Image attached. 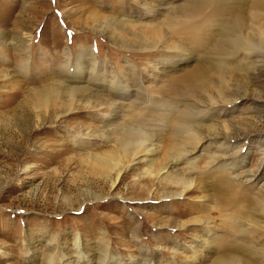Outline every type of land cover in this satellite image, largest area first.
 I'll return each instance as SVG.
<instances>
[{
    "label": "rangeland",
    "instance_id": "1",
    "mask_svg": "<svg viewBox=\"0 0 264 264\" xmlns=\"http://www.w3.org/2000/svg\"><path fill=\"white\" fill-rule=\"evenodd\" d=\"M195 1L0 0V264H264V0Z\"/></svg>",
    "mask_w": 264,
    "mask_h": 264
},
{
    "label": "bare ground",
    "instance_id": "2",
    "mask_svg": "<svg viewBox=\"0 0 264 264\" xmlns=\"http://www.w3.org/2000/svg\"><path fill=\"white\" fill-rule=\"evenodd\" d=\"M213 2L217 4L219 1L196 0L194 3V7L195 9H201L207 5L213 4ZM179 150H180V145H176V149L174 150V152H178ZM178 160L179 159L169 162L167 169L175 166L174 164ZM210 187L212 189L211 191H213L212 193L215 199V203L219 207L218 209L215 207L218 213L217 214L218 217H220L222 220L227 221V224H225L224 227L230 226V228L236 232H239V228H240V226L237 224L242 222L241 220L243 219V217L245 218L244 216L245 213L241 212L242 206L246 207V211L249 208V211H251L252 209V211H254L255 213V212H258V210L256 209L257 208L256 206H258L259 204H264V202L260 198H259L260 200L259 199L253 200L249 196L250 190L248 188H244L242 184L233 183V181H231L229 178H226V177H222L218 175L215 176ZM208 191H210V189ZM247 219L248 217H246V221ZM242 232L247 234V237L245 238L246 241H251V238H252V241H255L254 234H256V230L246 229ZM221 241L222 239L218 240V244H220ZM220 245H222L223 247L219 250L218 254L215 257V261L212 264H235L234 261L237 260L238 258L233 257V254H231V252L233 251L232 253L241 254V248H240L241 246L235 245V244L231 245L229 243L225 244L224 242L221 243Z\"/></svg>",
    "mask_w": 264,
    "mask_h": 264
}]
</instances>
